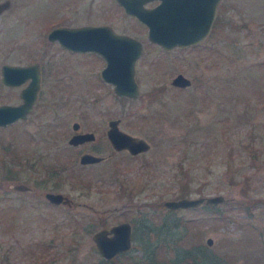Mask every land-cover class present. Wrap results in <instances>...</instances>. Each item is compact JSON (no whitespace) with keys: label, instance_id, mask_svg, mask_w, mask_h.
<instances>
[{"label":"rangeland","instance_id":"374dc122","mask_svg":"<svg viewBox=\"0 0 264 264\" xmlns=\"http://www.w3.org/2000/svg\"><path fill=\"white\" fill-rule=\"evenodd\" d=\"M99 23L144 42L136 61L138 97L112 90L101 77L105 62L96 52L70 51L47 37L58 25ZM47 59L61 67L63 88L56 89V77L46 74L29 116L0 126V264H102L106 258L92 238L96 229L133 222L138 209L150 206L162 214L166 199L187 190L189 197L221 193L228 201L222 207L224 219L203 214L201 205L175 209L203 231L204 241L213 238L214 250L227 252L232 261L224 258V264H264V203L246 210L249 198L264 197V87L247 84L243 90L249 102L229 103L227 111L218 105L221 92L233 89L234 83L226 80L235 70L253 63L264 76V0H221L205 38L172 49L150 41L147 26L115 0H12L0 15V67L36 60L44 64ZM178 71L192 79L188 87L172 84ZM19 86L0 79V104L19 103ZM248 103L255 104L254 111L249 109L253 122L234 123L238 114H248L243 112ZM114 117H120L123 130L147 139L150 148L137 155L115 151L106 135L108 119ZM74 120L81 130H93L97 140L70 145ZM210 121L213 132L206 131ZM194 123L206 136L200 142L194 141ZM48 130L55 136H48ZM254 132L252 145L239 141L247 142ZM10 144L16 154L12 157L23 159L9 164L6 175L1 162L11 158ZM84 150L111 155L82 165ZM28 151H43L48 164L55 157L74 160L72 170L64 172L70 175H49L40 164L31 166L25 160ZM13 182L34 190H16ZM47 190L67 194L73 204L51 203ZM132 237L133 247L120 254L118 264H135L141 254L133 232Z\"/></svg>","mask_w":264,"mask_h":264},{"label":"water","instance_id":"95a60500","mask_svg":"<svg viewBox=\"0 0 264 264\" xmlns=\"http://www.w3.org/2000/svg\"><path fill=\"white\" fill-rule=\"evenodd\" d=\"M128 14L135 16L147 26V38L158 43L164 49L176 46H187L199 43L209 33L214 22L217 7L221 0H159L153 6H147L151 0H116ZM12 0H0V15L11 6ZM50 40L58 42L73 50L94 51L102 55L106 64L102 68L103 77L113 83L116 93L129 97L140 94L135 79V64L142 55L144 42L132 35L115 31L109 24L58 25L47 33ZM1 81L10 86L21 84L26 78L30 82L21 89V101L17 104H0V126L10 124L18 119H25L33 109L40 85V72L36 63L29 65L3 63L0 67ZM172 84L188 86L190 77L178 72L172 77ZM78 128V122L73 123ZM108 138L114 149H127L132 154L146 151L150 142L133 135L118 125V118L109 121ZM94 138L91 131L74 133L69 142L80 143ZM106 155L85 151L80 154V163L98 162ZM11 187L19 191H33L34 187L25 182H13ZM45 197L54 204L71 206L73 199L61 191L47 190ZM226 198L223 194L199 195L194 197L181 196L164 201L170 209L198 206L203 203H219ZM92 238L99 253L104 258L129 250L132 246V225L123 220L110 227H100L92 233ZM212 244L213 238H206Z\"/></svg>","mask_w":264,"mask_h":264},{"label":"trees","instance_id":"16d2710c","mask_svg":"<svg viewBox=\"0 0 264 264\" xmlns=\"http://www.w3.org/2000/svg\"><path fill=\"white\" fill-rule=\"evenodd\" d=\"M243 67L244 68L240 70H235L232 77L229 78V80H226L228 84L234 83V85H231L233 87L231 92L228 89L221 92L220 102H218V105L223 111H227L225 108L230 107L229 103H236L233 105L236 107V105H241L243 100H246V102L250 101V95L246 94V92L244 93L243 90L247 84L255 87H259L260 85L258 90L264 87V76L261 73H258V66L250 63ZM233 91L236 92L234 93ZM213 97H215V95ZM254 105L252 106L248 103L247 107L243 111L245 114L248 111V116L240 113L237 115L234 123L243 125L251 124L250 122H253V118L252 114L249 113V109L250 112L254 111ZM223 118L220 119L223 120ZM215 119L217 120L218 118ZM214 122L212 123V121H210L207 123L206 131L211 130V132H213ZM192 128L195 130L194 141L200 142V139L206 137L200 135L202 132L199 133V128H202V126L195 125L194 123ZM222 133H224V130ZM209 135L211 136V134H208L207 137ZM249 137L250 138L247 142H244L240 138L239 141L243 145H252L256 139L255 132ZM5 149L8 150L6 147ZM9 150L11 151V158L2 160L1 162V165L6 166V175H8V172L10 171L9 164L13 162L18 164L22 162L23 159L21 155H19L16 159L12 157L16 154L11 144ZM27 159L29 158L26 157V160ZM29 163L31 166L40 164L49 175H62V173L64 174V172L68 171L63 168L58 169L50 167L48 164H45V162H36L32 160ZM67 176L68 174H65L66 178ZM184 190H187V188H184ZM188 192L189 190L183 192L181 191L180 196H186ZM225 203H228V201L224 200L219 203H203L200 207L204 209L203 214L210 215L211 212H213L214 214L219 215V218L222 217L224 219L226 216L223 214L224 209L222 207ZM248 203L250 205L246 206L247 211L248 208H254L256 205L264 203V197L257 196L249 198ZM158 212L159 210L157 206H150L146 209H141L140 212H138L139 214H137V216L133 219V236H135V239L138 241L134 247L141 250V254L136 256L134 260L135 264H224V258L232 261V258L227 255L226 251L224 252V255H221L214 250L213 246L208 244L206 240L204 241L203 231L195 229L190 225L189 221L191 218L178 215L175 209L170 208H167V210L162 214ZM232 250H235V247H233ZM120 254H116L110 258L102 260V264L120 263Z\"/></svg>","mask_w":264,"mask_h":264},{"label":"flooded vegetation","instance_id":"af4514ba","mask_svg":"<svg viewBox=\"0 0 264 264\" xmlns=\"http://www.w3.org/2000/svg\"><path fill=\"white\" fill-rule=\"evenodd\" d=\"M116 1V0H115ZM159 0H153V1H149L148 3H150L151 2V5L150 6H153V5H155L157 2H158ZM117 2V1H116ZM147 3V4H148ZM119 4V3H118ZM120 5V4H119ZM100 24V23H99ZM50 40V39H49ZM50 41H52V42H57V43H59L58 42V40H50ZM200 43V42H199ZM60 44V43H59ZM196 44H198V43H196ZM196 44H193V45H196ZM61 45V44H60ZM190 46H192V45H190ZM61 47L62 48H65V49H68V50H70V51H83V50H73V49H70V48H67V47H65V46H63V45H61ZM62 48H61V50H62ZM87 51H90V50H87ZM94 52V51H93ZM97 53V52H96ZM98 54V53H97ZM98 55H100V54H98ZM102 55H100V57H101ZM103 57V56H102ZM104 58V57H103ZM104 60V62H105V64H106V60H105V58L103 59ZM60 61L62 62V64L64 65V67H65V62H64V60H62V58H61V56H60ZM54 60H52V59H47L46 60V62L43 64V63H40L39 61H33V62H28V63H23V65H29V64H33V63H36L37 64V67H38V69H39V72H40V85H39V89H38V91H37V97H36V100H37V98H38V94H39V91H40V88H41V84H42V80H43V77L47 74V75H51V76H54V77H56V80L54 81L55 83H54V87L56 88V89H61V88H63V86H62V83H61V76H60V74H61V67H60V65H59V67L60 68H57V67H55V65H54ZM105 64H104V66H105ZM62 65V66H63ZM46 66V67H45ZM103 66V67H104ZM102 67V68H103ZM102 70V69H101ZM101 72V71H100ZM178 72H182V71H178ZM177 72V73H178ZM176 73V74H177ZM183 73V72H182ZM101 74V77L104 79V81L108 84V85H110V87L112 86V88H113V83L111 82V81H109V80H107V79H105L104 77H103V75H102V73H100ZM66 76V75H65ZM67 77H64L63 78V80H64V82L65 83H68V81H67ZM135 79H136V81H137V83H138V85H139V82H138V75H137V73H136V64H135ZM30 80H31V77H28V78H26L21 84H19V85H16V86H19L20 87V90H19V95H20V91H21V89L23 88V87H25L29 82H30ZM192 80V79H191ZM87 87H88V85H86ZM189 86V85H188ZM188 86H181V87H183V88H185V87H188ZM90 87V86H89ZM112 90H114V89H112ZM139 90H140V85H139ZM115 92V91H114ZM116 93V92H115ZM116 94H118V95H122V96H124V97H129V96H126V95H124V94H120V93H116ZM101 95V94H100ZM100 95H98V94H95V96H100ZM140 95V94H139ZM21 97V96H20ZM138 97V96H137ZM129 98H136V97H129ZM22 99V98H21ZM36 100H35V102H34V105H33V109H34V106H35V103H36ZM32 109V110H33ZM32 110H31V112H32ZM31 112H29L28 113V115H27V117L29 116V114L31 113ZM26 117V118H27ZM25 118V119H26ZM114 118H118V125H119V123H120V117H114ZM112 118H110V119H108V127H109V121L111 120ZM19 120V119H18ZM21 120H24V119H21ZM17 121V120H16ZM75 121H77L78 122V128L77 129H75V128H73V132H71L70 133V135H69V138H68V142H69V139H70V137L74 134V133H76V132H86V131H91V132H93L94 133V138H92V139H87V140H84V141H82V142H80V143H77V144H72V143H70L69 142V144L70 145H73V146H79V145H81L80 147H82V144H84V143H87V142H94V141H96L97 140V135H96V133L93 131V130H81V128H80V122L78 121V120H74L73 122H72V127H73V123L75 122ZM15 122V121H14ZM13 123V122H12ZM108 127H107V129H106V135H107V130H108ZM119 127H120V125H119ZM121 128V127H120ZM122 129V128H121ZM55 132V131H54ZM48 136H51V137H54L55 136V134H53V131L52 130H48ZM107 137H108V135H107ZM109 139V138H108ZM109 141H110V139H109ZM110 143H111V141H110ZM112 145V144H111ZM113 147V146H112ZM114 149V148H113ZM115 151H119V150H116V149H114ZM122 150V149H121ZM125 150H127V149H125ZM85 151H89V150H84V151H82L81 153H83V152H85ZM128 151V150H127ZM89 152H92V151H89ZM129 152V151H128ZM28 153H29V156H26V157H28L29 159H27L26 160V157H25V160L27 161V162H30L31 160H34V161H36V162H45V164H48L47 162H46V157H45V155L43 156L42 155V153H43V151L41 152H36V151H28ZM31 153V154H30ZM34 153H37V154H35V155H32V154H34ZM80 153V154H81ZM93 153H95V152H93ZM130 153V152H129ZM140 153H142V152H139V153H137V154H140ZM96 154H99V153H96ZM132 154V153H131ZM137 154H132V155H137ZM102 155H106V157L104 158V159H102V160H100V161H103V160H105V159H107L110 155H111V153H107V154H102ZM79 157H80V155H79ZM57 159V160H56ZM100 161H98V162H100ZM69 163V164H68ZM79 163H80V161H79ZM93 163H97V162H92V163H85V164H83V163H80V164H82V165H86V164H93ZM50 167H53V168H58V169H61V168H63V169H66V170H72V168H73V165H74V160H71L70 162H68V161H61V160H59L57 157H55V159H54V162L53 163H51V164H48ZM68 173H69V171H68ZM68 173H66V174H68ZM65 175V174H64ZM70 174H68V176H69ZM74 177H77V176H74ZM66 178V177H65ZM46 192V191H45ZM44 195H45V193H44ZM139 211L138 212H140V209H138ZM139 214V213H138ZM128 221H130V220H128ZM120 222V221H119ZM130 223H131V225H132V232H133V222L132 221H130ZM115 224V223H114ZM113 225V224H112ZM105 226V225H104ZM111 226V225H110ZM109 226V227H110ZM101 227H103V226H101ZM132 240H133V237H132ZM131 247H133V244H132V246ZM131 249V248H130ZM128 251V250H127ZM126 252V251H125ZM123 253V252H122ZM120 254V253H119Z\"/></svg>","mask_w":264,"mask_h":264}]
</instances>
